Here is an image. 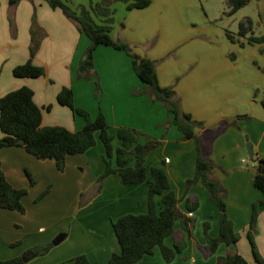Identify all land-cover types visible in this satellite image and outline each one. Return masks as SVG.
Wrapping results in <instances>:
<instances>
[{"label": "crops", "instance_id": "obj_1", "mask_svg": "<svg viewBox=\"0 0 264 264\" xmlns=\"http://www.w3.org/2000/svg\"><path fill=\"white\" fill-rule=\"evenodd\" d=\"M9 1L0 0V97L29 86L42 108L43 125H62L73 131L82 129L85 118L61 104L58 93L64 86L73 87L75 104L88 109L93 117L97 115L100 105L91 104L94 81L77 77L89 37L79 31L61 8H53L46 0L19 2L15 10L17 35L13 37L8 18ZM64 1L78 8L103 0ZM151 1L145 8L132 9L124 1H114L111 4L115 11L113 37L129 42L133 52L157 60L160 84L174 85L183 110L203 122L202 127L196 128L198 135L223 122L230 124L215 140L212 156L216 160L230 154L237 158L245 155L246 134L255 152L264 157V41L249 43L247 40L250 34L264 35V0H250L232 15L227 14V0H209L206 13L200 0ZM34 13L47 33L34 62L43 65L46 74L18 77L13 73L14 67L30 58ZM93 15L98 22H107V16L94 12ZM248 16L254 21L253 30L247 36H240L239 23ZM227 30L233 32L235 40L229 38ZM94 58L103 89L104 106L101 108L114 136V146L121 144L117 137L121 126L136 128L141 142L160 139L165 130L163 124L172 114L150 95L135 94L145 88V83L137 76L132 57L125 50L102 44L96 48ZM48 105H52L50 110ZM233 121H237V125H233ZM3 135L0 128V138ZM181 135L178 126L171 124L162 143L146 156L145 164L148 169L165 167L182 212L193 216L197 210L204 212L203 207L208 209L209 214L202 221L213 219L209 234L218 236L220 210L210 201L205 185L199 182L187 190L186 181L196 170L197 148L194 138L182 139ZM226 139L231 143V148L224 146L227 151L222 147ZM102 144L98 139L96 147L68 155L64 171L57 168L55 159H39L22 146L0 149V161L9 181L29 190L23 198L26 213L0 207V259L33 252L32 248L38 244L60 237L47 254H35L26 264H73L72 259L80 254L87 255L92 264H109L112 254L121 250L112 223L129 212H147L149 183L145 180L124 184L120 175L113 173L104 178L97 195L79 206L81 194L90 192L104 170ZM27 170L35 179L34 184ZM238 173L245 172L235 167L232 179ZM223 185L229 188L228 215L240 233L237 249L253 263L255 258L251 243H248V231L253 204L258 198L264 199V194L258 188L252 189L250 183L244 184L247 194L237 192L233 183ZM49 186V192L36 200ZM187 197L199 201L195 212L187 209ZM156 200L161 206V195H157ZM257 226L255 240L264 256V201L258 205ZM192 232L193 236L188 238L177 221L174 234L167 237L165 243L174 247L175 242L185 238L186 247L176 252L173 260L167 261L157 246L153 254L145 255L136 264H219V256L229 252L230 247L222 243L214 254H206L207 240L202 235L195 237L193 226Z\"/></svg>", "mask_w": 264, "mask_h": 264}, {"label": "trees", "instance_id": "obj_2", "mask_svg": "<svg viewBox=\"0 0 264 264\" xmlns=\"http://www.w3.org/2000/svg\"><path fill=\"white\" fill-rule=\"evenodd\" d=\"M21 0H10L8 18L10 22L11 34L17 35V22L15 10ZM53 8H61L65 15L71 19L81 33L86 34L89 45L85 49L80 60L83 71L78 72V77H86L95 80V89L98 95L101 92V82L99 73L95 66L94 52L99 45H109L116 49L125 50L131 57L133 68L137 76L145 83V88L135 91V94H148L153 101H161L165 108L172 114L163 124L166 131L171 124H176L182 132V139L194 138L197 148L196 170L193 177L186 181L187 190L195 184L201 182L209 190L210 198L216 203L220 210V229L218 236H211L207 231L210 223L206 222L207 245L206 254H214L222 243L228 246L234 243V247L229 249L226 255L219 256V264H264V256L261 254L255 240L258 224L257 204L263 202L258 199L253 204V213L250 220L248 239L252 246L255 261L249 262L237 249V242L240 233L234 228V223L228 215L226 197L228 189L221 180L214 174L215 161L211 158L214 139L224 132L230 124L221 123L217 128L205 130L201 135L196 133L197 127H202L203 122L193 118L192 114L183 110L181 102L176 97L174 85L162 86L157 73V60L141 56L133 52L129 42L114 38L112 35V22L114 20V9L111 4L118 0H103L92 3L90 7L81 5L73 8L64 0H46ZM127 2V7L145 8L151 4V0H122ZM250 0H227L229 10L228 15L237 12ZM93 12L107 16V22H98ZM254 21L251 17H245L239 23L238 34L247 36L252 32ZM46 31L38 24L36 14L31 26L30 58L22 64L14 67L13 73L18 77H40L46 74V68L34 62ZM227 35L231 40H235L232 31L227 30ZM249 43L263 42V36H247ZM242 44V43H241ZM35 91L29 86H22L14 89L0 97V128L4 132L0 138V149L7 146H22L29 153L39 159L53 158L56 160L57 168L64 171L68 155L78 154L87 151L97 144L98 138L104 145L105 153L103 161L105 164L103 172L99 175L97 182L88 195V199L93 198L101 191L105 177L118 173L121 182L124 184H135L143 181L149 183L148 210L143 213L129 212L121 215L113 221V228L121 246L119 252L112 254L109 264H136L147 254H153L157 246L160 247L164 258L167 261L173 260L176 252L182 251L186 245V239L175 242L174 247L165 243V239L175 232V225L180 221L181 226L187 232L188 238L193 236L192 224L194 216L188 215L178 207L179 199L164 166H152L150 169L145 164V158L149 152L157 148L165 135L156 140L149 139L146 142L139 141V133L136 128L121 126L117 130V137L121 140L118 147L114 146V136L110 133L109 124L102 108L94 118L90 111L75 104V92L73 87L64 86L58 93V101L71 107L73 111L85 118V125L80 130H70L62 125H43L42 108L36 103ZM264 104V100H263ZM52 105H48L50 110ZM237 125V121H233ZM256 171L254 174V184L264 194V157L258 155ZM31 183H35L31 172L27 170ZM51 186L40 193L36 200H40L50 190ZM92 191V194H91ZM27 187H16L7 178L6 172L0 161V207L17 210L26 213L27 209L23 203V198L28 194ZM161 195V206L156 200V196ZM85 204V202L83 203ZM186 206L189 211L198 208L197 201L186 198ZM14 244V243H13ZM53 244L38 246L33 250L37 255L49 252ZM73 264H92L87 255L75 256ZM0 264H25L21 256L0 259ZM69 264V263H66Z\"/></svg>", "mask_w": 264, "mask_h": 264}, {"label": "rangeland", "instance_id": "obj_3", "mask_svg": "<svg viewBox=\"0 0 264 264\" xmlns=\"http://www.w3.org/2000/svg\"><path fill=\"white\" fill-rule=\"evenodd\" d=\"M118 1H122V0H118ZM127 3V2H126ZM200 5H201V7H202V9L204 10V13H206V10H209V0H200ZM79 70L80 71H83L84 70V67L83 66H80V68H79ZM78 72L79 71H77V75H78ZM78 77V76H77ZM99 77H100V75H99ZM79 78V77H78ZM82 78H85V79H88V78H86V77H83L82 76ZM90 80V79H89ZM93 81H94V83H95V80L94 79H92ZM100 82H101V79H100ZM101 87H102V83H101ZM93 99L91 100V104L92 105H96V106H99L100 105V109H101V106H104V104H103V89H101V92H100V94L98 95V93H97V90L94 88L93 89ZM101 102H102V105H101ZM91 104H89V106H92ZM77 106V105H76ZM81 107H83V106H81ZM85 108V107H84ZM99 109V110H100ZM88 110V109H87ZM89 111V110H88ZM98 113H99V111H98ZM98 113H97V115H98ZM91 114V113H90ZM96 115V116H97ZM92 116V115H91ZM95 116V117H96ZM93 117V116H92ZM94 117V118H95ZM113 121H114V119H112ZM120 122H121V120H119ZM109 124V123H108ZM110 126V125H109ZM164 126V125H163ZM164 128H165V126H164ZM109 130H110V128H109ZM166 133H167V131H166V129L164 130V133H163V135L160 137V138H162L164 135L166 136ZM224 132H222L220 135H218L217 137H219V136H221L222 134H223ZM247 136V134L245 135V137ZM216 137V138H217ZM165 138V137H164ZM216 138L214 139V142H213V148H212V151H211V158L215 161V168H214V171H216V176L221 180V182L223 183V184H232L233 183V187L235 186V188H236V190H237V192H242V193H245V194H247L248 192L247 191H245V190H243L244 189V184H251V187H252V189L254 188L255 190L257 189V187L255 186V184H254V181H253V179H254V174H255V171H256V165H257V161H256V157H257V155L255 154L253 157H251V155L249 154V152H248V149H247V153L245 154V155H242L240 158H237V157H235V155H232V154H230L228 157L226 156V158H221V159H215L213 156H212V154H214V144H215V140H216ZM99 139V143L100 144H102V142H100L101 140H100V138H98ZM154 139V138H153ZM156 140H158V139H156ZM225 145H223L222 143H221V145H223L222 147H224V146H226L227 147V149L228 148H231V143H229V141L226 139V141H225V143H224ZM103 145V144H102ZM94 147H96V145H94ZM94 147H92V148H94ZM225 148V147H224ZM225 150H226V148H225ZM227 151V150H226ZM225 151V152H226ZM235 167H238V169L240 168V170L241 171H243V172H245L244 174H241V175H239V173L237 174V176L236 177H234L233 179H232V177H231V173H232V170L235 168ZM225 186V185H224ZM237 186H239V188L237 189ZM205 188V191H206V193H209V190H208V188L206 187V186H204ZM227 189H228V196H229V188L227 187V186H225ZM258 191H260L259 189H257ZM261 192V191H260ZM91 194H92V191H91ZM209 196H210V194H209ZM228 196L226 197V199L225 200H227V198H228ZM194 198V197H193ZM258 199H261V198H258ZM258 199H256V200H258ZM88 200V195H82L81 194V197H80V199H79V206H82V205H84L83 203L85 202L86 203V201ZM255 200V201H256ZM210 201H211V198H210ZM263 201H264V199H263ZM197 202H198V204H199V201L197 200ZM213 202V201H212ZM213 203H215V202H213ZM216 204V203H215ZM259 204H261V202H259L258 204H257V209H258V205ZM203 211L204 212H199L198 213V210H197V214H194L193 216H194V222H193V224H192V226H193V231H194V236L196 237H199V236H203V238H205L206 240H207V236H206V228H205V223L206 222H209L210 223V227L208 228V233H210V231L212 230L211 228H212V226H211V223H213V219H208V221H202L203 220V218H205L206 217V215H208L209 214V212H208V209H206V208H204L203 207ZM195 212V211H194ZM208 212V213H207ZM207 213V214H206ZM199 215V216H198ZM197 216L199 217L198 219H197ZM211 217V216H210ZM198 220V221H197ZM259 230H258V226H257V232H258ZM257 232L255 233L256 235H257ZM60 234H62V233H60ZM63 235V234H62ZM255 235V236H256ZM59 238V237H58ZM57 239V238H56ZM56 239H54L52 242H49V243H46V244H42V245H40V244H38L37 246H35V247H33L32 249H34V248H36V247H38V246H44V245H47V244H50V243H52L53 244V246L55 245V243H54V241L56 240ZM247 241H248V239H247ZM248 243H249V241H248ZM207 245V244H206ZM206 245H205V247H206ZM250 245V244H249ZM53 246H52V248H53ZM51 250V249H50ZM49 250V251H50ZM48 253V252H47ZM46 253V254H47ZM22 257V256H21ZM44 261V260H43ZM25 264H26V261H25ZM29 264V263H28Z\"/></svg>", "mask_w": 264, "mask_h": 264}, {"label": "water", "instance_id": "obj_4", "mask_svg": "<svg viewBox=\"0 0 264 264\" xmlns=\"http://www.w3.org/2000/svg\"><path fill=\"white\" fill-rule=\"evenodd\" d=\"M246 138H247L246 147H247L248 152H249V154L251 155V157H253V156L255 155V150H254L253 142H252L251 140H249V136H246ZM59 240H60V237L57 238V239L54 241V243L56 244ZM234 245H235L234 243H231V244L229 245V247H230V248H233ZM34 255H35V253H33V252H29V253H26V254L22 255V258H23L24 261H28V260H29L32 256H34Z\"/></svg>", "mask_w": 264, "mask_h": 264}]
</instances>
